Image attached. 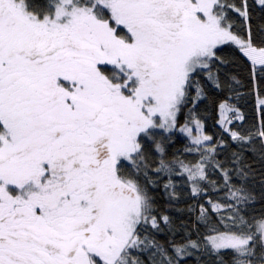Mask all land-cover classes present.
<instances>
[{
  "label": "snow or ice",
  "instance_id": "1",
  "mask_svg": "<svg viewBox=\"0 0 264 264\" xmlns=\"http://www.w3.org/2000/svg\"><path fill=\"white\" fill-rule=\"evenodd\" d=\"M251 7L0 0V264H181L194 255L199 264H264V211H248L255 171L243 152L218 159L223 141L196 111L209 85L239 95L241 81L221 66L246 60L254 85L264 84V25L257 41ZM231 99L217 104V123L242 147L258 143L264 161V99L259 126L247 131L227 127L245 120ZM177 130L192 160L169 159ZM173 176L185 178L190 198L224 196L198 205L195 239L162 244L157 234L172 220L153 192L163 182L169 203L178 201Z\"/></svg>",
  "mask_w": 264,
  "mask_h": 264
},
{
  "label": "trees",
  "instance_id": "2",
  "mask_svg": "<svg viewBox=\"0 0 264 264\" xmlns=\"http://www.w3.org/2000/svg\"><path fill=\"white\" fill-rule=\"evenodd\" d=\"M252 14V28L253 35L259 41L260 33L258 31L259 26L264 25V9L256 3V0H249ZM234 49L231 47H225V50L220 53V56L228 61L233 59ZM221 72H226L231 75H236L241 81V85L237 88L236 93H222L209 85L208 99L200 102L196 108L198 118H201L204 124V131L206 134L214 137L215 141H223V145L218 149L220 155L218 159L224 161L231 157L233 152H243L248 162L252 165L255 176L249 181V188L256 194V203L248 209L253 215H259L261 211H264V203L260 201L262 194L261 176L264 175V161L260 159L259 144L254 146H241L238 143L231 140L228 132L224 131L221 124L217 123L220 113L217 108V104L225 98L226 95H231L232 99L230 103L234 104L244 114V121H234L233 124L227 125V127L234 130L247 131L253 126H259L262 118L260 106L258 105V98L264 99V84L256 82L254 85L252 77L249 74V62L244 60L241 62L237 60L234 64H229L220 67ZM189 107H192L189 105ZM187 113V109L185 110ZM181 125L185 122V116L180 117ZM192 126V125H190ZM193 134L195 129L193 127ZM190 146L189 139L186 134L180 133L178 130L173 135L172 140L166 145V150L169 155V159L173 157H179L181 159L192 160L195 154H189L185 152V147ZM167 178H165L166 180ZM173 181L177 185L178 191L181 193L180 199L169 203L167 196L162 187L153 192V195L157 199V210L162 215H168L172 224L164 227V231L157 234V238L163 244L168 240L175 238L180 241L182 237L191 234V238L195 239V231L197 227L203 231V226L199 224L197 216L199 215V204H204L206 207H210L207 203L211 198L213 201H219L224 196V192H208L203 199L190 198V189L187 186L186 180L180 176H173ZM216 179V176H213ZM191 206H196V212H189L188 209ZM215 216V213H213ZM174 234V236H173ZM199 257L191 256L185 257L181 261V264H199Z\"/></svg>",
  "mask_w": 264,
  "mask_h": 264
}]
</instances>
